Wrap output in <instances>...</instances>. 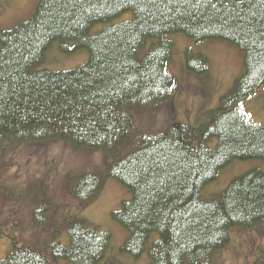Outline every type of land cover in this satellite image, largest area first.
Returning <instances> with one entry per match:
<instances>
[{
	"label": "trees",
	"instance_id": "trees-1",
	"mask_svg": "<svg viewBox=\"0 0 264 264\" xmlns=\"http://www.w3.org/2000/svg\"><path fill=\"white\" fill-rule=\"evenodd\" d=\"M176 34L234 45L244 72L201 124L159 128L144 115L175 101L168 65ZM55 45L84 49L88 58L66 72L42 68ZM184 53L187 71L204 76L207 56ZM262 90L264 0H39L29 21L0 31V161L23 145L57 140L100 150L109 163L90 176L94 187L82 172L71 174L80 208L95 203L106 175L129 194L111 214L118 241L79 217L80 208L62 205L39 246H18L22 235L13 236L0 264H119L114 249L146 255L148 264H225L231 229L258 226L264 236V171L233 177L213 196L202 191L230 164L264 160V125L245 112ZM48 198L36 226L48 223ZM250 258L264 264V244Z\"/></svg>",
	"mask_w": 264,
	"mask_h": 264
},
{
	"label": "rangeland",
	"instance_id": "rangeland-1",
	"mask_svg": "<svg viewBox=\"0 0 264 264\" xmlns=\"http://www.w3.org/2000/svg\"><path fill=\"white\" fill-rule=\"evenodd\" d=\"M38 2L39 0H0V29H11L29 21ZM128 18L129 15H126L122 21ZM171 39L173 51L168 70L176 78L175 101L144 116L150 115L146 120L150 125L159 127L164 123L163 128L174 123L197 126L205 120L204 114L212 109L216 98L230 92L236 78L243 74L244 55L234 45L225 41L209 40L197 43L180 34L171 36ZM71 46L73 45H68L67 49L70 50ZM187 50L204 54L209 59L208 71L204 76L193 75L185 68L184 52ZM78 56H81V60H77ZM87 58L88 52L84 49L65 53L60 50L59 45H55L48 52L42 68L62 72L84 64ZM195 86L199 88L198 93L194 91ZM245 112L251 122L264 125V90L245 103ZM59 150H62V153L59 154L58 160L54 161L49 157ZM14 155L19 166L14 165L8 170L0 171V226L2 230L10 233L8 236L0 232V259L8 253L11 242L14 243L13 236L22 235L21 240L16 241L18 246H39L43 241V233L58 222L61 205L71 206L78 211L79 203L70 193L71 174L75 171H90L95 165L103 167L104 161L97 151L76 149L62 141L22 146ZM105 168L99 173L106 171ZM253 169L264 171V160L230 164L222 170L223 178L219 180L221 171L218 179L203 189L202 195L206 197L207 194H217L228 185L231 178ZM125 193L129 194L126 188L106 175L95 203L80 208L77 214L102 231L111 232L113 238L118 241L116 237L122 233L111 219V213L120 208L122 200L128 198L123 196ZM44 198H48L51 203V215L50 206L48 209L50 221L42 229L35 228L33 216L36 210L42 208ZM233 232L229 246L231 249L225 250V264H250L251 251L257 243L264 244V236L259 234L257 227L235 228ZM66 236H61L64 244L68 243ZM123 241L124 239L121 243L118 242L119 245ZM235 249L238 250L235 257H232ZM113 255L119 264H148L145 256L135 259L131 255L119 253L116 249Z\"/></svg>",
	"mask_w": 264,
	"mask_h": 264
}]
</instances>
